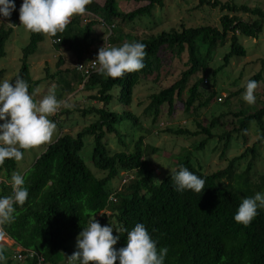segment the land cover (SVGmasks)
Returning <instances> with one entry per match:
<instances>
[{
	"label": "trees",
	"instance_id": "trees-1",
	"mask_svg": "<svg viewBox=\"0 0 264 264\" xmlns=\"http://www.w3.org/2000/svg\"><path fill=\"white\" fill-rule=\"evenodd\" d=\"M166 1L103 0L100 5L97 0H92L86 9V24L82 23L80 15L74 16L63 32L49 38L56 41L53 45L57 51H66L76 62H84L99 41L96 35L98 27H113L108 43L119 46L130 38V35L122 33L123 25L151 17L155 8H164ZM194 1L197 2V9L206 7L221 13L217 27L182 26L180 30L171 29L157 35L135 36L133 42L147 45L145 67L142 70L115 79L105 77L98 70L91 74L83 89L95 92L91 99L101 108L80 111L83 117L94 116L96 120L75 137L61 134L21 174L25 177L28 199L23 206H17L16 218L12 223L1 225L15 248L32 251L43 258L44 264H66L63 256L67 252V245L95 217L102 226L112 224L114 228L128 230L136 223H143L158 242L157 247L168 249L165 264H264V209L258 210V215L247 226L233 219L242 198L253 196L258 191L264 192V177L259 178L258 184L250 180L256 159V145L261 143L260 139L240 156L228 160L226 168L211 174L202 173L201 168L190 161L191 153H185V158L177 163L174 170L180 166L187 167L205 179V189L201 193L191 190L178 193L174 190L171 173L160 183H155V176L145 157L157 151L146 146L143 136L137 139L133 136L127 142L126 135L121 131L122 124L126 122L137 132L141 130L137 117L123 109L132 105L135 89L143 79L157 75L168 55L180 58L186 53L187 69L169 88L150 96L145 113L152 117L153 123L158 120L164 107L171 114L176 100H181L185 92L187 98L183 107L186 114L206 109L216 93L212 90L203 99L201 85L204 78L197 79L187 88L189 82L199 73L205 75L213 55L219 48L229 44L222 65L211 74L214 80L232 59L246 56L245 50L239 45V38L256 40L264 29V11L259 7L250 8L218 0ZM119 2L144 6L124 12L119 8ZM15 4L16 10L8 18V23L16 26L20 22L22 0H15ZM240 15L247 19L243 20ZM15 26L0 24V59L6 56V42ZM29 35L28 44L21 51L20 68L11 81L14 82L17 76L23 78L31 92L40 85L41 80L34 81L31 78L28 60L37 52L45 34L29 31ZM58 65H63L62 59H59ZM64 72H72L74 79L82 85L83 80L74 69ZM251 79L259 83L261 74ZM65 89L71 91L70 82H63V91ZM239 93L240 90L229 94L227 98L231 100ZM113 103L123 109L120 112L113 111L110 107ZM233 117L236 127L216 137L222 145V156L234 136L245 142L251 123L255 124L259 137L264 136V107L250 114L239 112ZM220 119L214 118L204 127L197 123L199 131L194 133L180 128L166 129L165 133L188 137L205 135V140L194 147L198 152L214 139L212 131ZM108 136L117 139L121 151L111 153L108 150ZM86 137L93 140L91 163L96 172L102 175L99 178L80 157ZM248 157L250 160L245 169L237 174L238 167ZM17 162L8 159L0 164V174L5 176V180L0 181V196L12 195L10 181L17 169ZM122 173H132L134 178L118 189H110L109 183ZM113 235L120 236L115 248L126 246V232L120 234L114 229ZM8 252L9 248L0 247V255L3 256L0 264H11ZM23 264H35V260H26ZM115 264H119V261Z\"/></svg>",
	"mask_w": 264,
	"mask_h": 264
},
{
	"label": "rangeland",
	"instance_id": "rangeland-1",
	"mask_svg": "<svg viewBox=\"0 0 264 264\" xmlns=\"http://www.w3.org/2000/svg\"><path fill=\"white\" fill-rule=\"evenodd\" d=\"M222 3H235L237 5H246L250 8L259 7L264 11V0H218ZM98 4L102 5L103 0H97ZM120 10L130 12L142 5H134L133 3L119 2ZM197 2L194 0H167L164 8L161 10L155 8L152 16L143 18L134 23L126 24L121 27L124 35H130V38L124 42H133L135 36L144 37L150 35H157L163 31L171 29L180 30L183 26L185 28L198 26H214L217 27L221 13L218 10L209 8L197 9ZM77 16V15H75ZM87 14L80 15L83 20ZM74 17V16H73ZM243 20L247 17L240 15ZM72 18V17H71ZM70 18V19H71ZM3 23L7 25L8 18H0ZM19 22L14 28L9 40L6 42L5 52L6 56L0 59V81H11L17 75L20 68V60L22 57L21 51L28 44L29 31L26 30ZM96 35L99 38L96 51L103 46L107 36L108 29L101 26L96 29ZM102 45V46H101ZM239 45L245 50L246 56L240 59H232L229 66L217 75L213 80L212 72L222 65V60L225 54L229 51V44L219 48L213 55L212 61L208 64V69L205 75L199 73L197 77L189 82L187 88L199 78H204L201 85V94L205 99L214 90L215 98L211 101L206 109H202L196 113L186 114L184 112L183 103L187 95L183 94L181 100L175 102L173 111L168 113V108L164 107L158 118L153 123L152 117H149L145 111L150 101V96L157 94L163 89L169 88L176 81L179 80L180 74L187 69V55L182 54L180 58L168 55L162 62V67L153 77L143 79L139 86L135 89L132 105L123 109L116 103L110 107L113 111L120 112L122 109L130 112L139 120L141 130H135L129 122L122 124L121 131L125 134L127 142L133 136L135 139L139 136L144 137V143L150 148H154L157 152L149 154L145 157V161L150 170L155 176V183H160L171 169H175L179 161L185 158V153H191L190 161L201 168L202 173L211 174L213 172L226 168L228 160L240 156L246 149L251 148L258 141L259 133L255 129V124L251 123L245 142L241 138L235 136L229 142L228 148L222 156V145L217 141V136L231 131L236 127L234 114L242 112L250 114L255 110L264 107V29L256 40L240 37ZM59 59H62L63 65H58ZM75 59L66 51H57L52 44L49 35L45 34L44 41L39 44L37 52L29 58L28 64L31 78L34 81L41 80L40 85L34 90L36 92V99L40 100L43 96L48 94V90L52 85L56 86V96L62 102L67 103L70 107H61L60 110L49 117L53 120L57 127L55 133L50 140L45 144L36 146L32 149L25 150L23 159L17 162V169L15 173L22 174L31 164L35 158L40 155L49 144L53 143L61 134L75 137L85 127H88L96 120L94 116H82L80 110H88L91 108H101V105L92 101L95 92L87 91L82 88V85L77 82L73 73L66 74L64 71H73ZM261 74V80L256 89V103L253 105L247 104L243 100L246 84L253 76ZM71 83V91H63V82ZM239 95L229 100L227 97L231 93L239 91ZM33 92V91H31ZM220 117L218 126L212 131L214 139L207 142L202 150L196 152L194 147L205 140V135H198L196 137L188 136H173L165 133L166 129H184L191 133L199 131L196 124L199 123L202 127L207 126L212 119ZM163 125V126H162ZM217 137V138H216ZM108 150L111 153L121 151V146L118 145L117 139L111 136L107 137ZM256 159L250 174V180L253 184L259 183V178L264 177V142L256 145ZM130 148V147H129ZM93 151V140L86 137L83 140V148L80 152V157L85 165L96 175L101 177L95 168L92 166L91 158ZM222 156V157H221ZM250 157L242 162L238 167L237 174L243 171L249 162ZM134 175L131 173V176ZM125 175H118L113 179L108 187L110 189H118L120 182L124 180ZM127 179V178H126ZM5 180L4 174H0V181ZM77 238L67 245V252L64 253V261L69 263L67 257L71 256L76 251ZM5 244V245H4ZM11 242L7 236L0 238V247L6 246L11 248L8 252V258L11 264H18L13 261V248L9 247ZM19 248H16V251ZM15 250V249H14ZM23 264V263H22Z\"/></svg>",
	"mask_w": 264,
	"mask_h": 264
},
{
	"label": "clouds",
	"instance_id": "clouds-1",
	"mask_svg": "<svg viewBox=\"0 0 264 264\" xmlns=\"http://www.w3.org/2000/svg\"><path fill=\"white\" fill-rule=\"evenodd\" d=\"M91 2L22 0L19 8L20 25L33 33L55 36L65 30L71 17L85 14ZM15 10V0H0V18H10ZM0 23H3L2 19ZM146 47L145 43L139 41L124 42L119 46L104 43L98 50L93 67L98 65L102 75L113 79L121 78L126 73L139 72L145 67ZM78 69L84 72L87 79L88 73L84 67L78 66ZM257 88L258 82L249 79L243 94L247 104L256 103ZM62 106L70 107L57 98L55 85L49 88L47 95L37 100L36 92L29 91V84L23 78L17 76L14 82L0 81V164L8 159L21 161L25 150L50 142L57 125L49 117ZM258 139L264 142V136ZM171 179L178 193L187 190L201 193L205 189V179L184 166L178 170L171 169ZM10 183L12 195L0 196V225L12 223L16 218L17 206H23L29 196L23 175L14 173ZM261 209H264V192L258 191L253 196L242 198L233 219L247 226ZM114 229L120 234L127 233L126 246L119 249L114 247L120 239L119 235H113ZM157 243L143 223H136L128 230L123 227L114 228L112 224L102 226L93 217L79 233L76 251L67 259L69 264H115L117 260L119 264H165L168 249L158 248ZM0 260H3L2 255Z\"/></svg>",
	"mask_w": 264,
	"mask_h": 264
},
{
	"label": "built area",
	"instance_id": "built-area-1",
	"mask_svg": "<svg viewBox=\"0 0 264 264\" xmlns=\"http://www.w3.org/2000/svg\"><path fill=\"white\" fill-rule=\"evenodd\" d=\"M87 22H88V17L84 18L83 21H82L83 24H86ZM112 28L113 27L108 29V36H107V38H106V40L104 42L106 45H109L108 37L111 34ZM55 43H56V41L52 40V44H55ZM104 43H103V45H104ZM97 55H98V52L95 49L93 52H91L89 55L86 56L84 62H76L74 64V66H73V69L81 76V78L83 80L82 81V88H84V84L90 78L91 74L98 70V67H99L98 65H96V67H93V61L96 59ZM78 66H83L84 70L87 71V73H88L87 79H85V77H84V72H82L80 69H78ZM204 82L206 83V80ZM122 174L125 175V178H124V180L122 179V181L120 182V186L126 184L129 180L133 179V177H130L131 173H122ZM110 201H112V198H110ZM4 236H6V235L3 232L2 228H1V225H0V238H2ZM26 260H35V264H44V261H43L42 257L37 256L32 251H24V250L19 248L18 251L16 252V254L13 257V261L18 263V264H22Z\"/></svg>",
	"mask_w": 264,
	"mask_h": 264
},
{
	"label": "crops",
	"instance_id": "crops-1",
	"mask_svg": "<svg viewBox=\"0 0 264 264\" xmlns=\"http://www.w3.org/2000/svg\"><path fill=\"white\" fill-rule=\"evenodd\" d=\"M96 46H97V45H96ZM96 46L93 48L94 50L97 48ZM9 241H10V240H9ZM10 242H11V244H10L9 247H14L13 250H12V251H13V257H14V255L16 254V252H17L18 250L16 251V248H15V246H14V243H13L12 241H10ZM4 245H5V244H4ZM5 247H6V246H5ZM7 248H8V247H7ZM10 249H11V248H9V250H10ZM14 249H15V250H14ZM13 257H12V258H13Z\"/></svg>",
	"mask_w": 264,
	"mask_h": 264
}]
</instances>
